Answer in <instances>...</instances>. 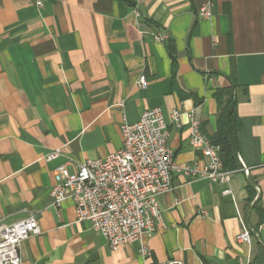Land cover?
Masks as SVG:
<instances>
[{
    "label": "crops",
    "instance_id": "obj_1",
    "mask_svg": "<svg viewBox=\"0 0 264 264\" xmlns=\"http://www.w3.org/2000/svg\"><path fill=\"white\" fill-rule=\"evenodd\" d=\"M205 1L0 0V218L37 211L41 228L23 242L22 264H264V0H211L203 18ZM233 83L242 167L228 182L174 171L156 229L118 249L77 221L73 200L54 205L56 167L75 172L117 151L121 125L156 106L177 165L202 171L208 160L190 143L191 114L211 136L215 91ZM243 223L248 243L237 238Z\"/></svg>",
    "mask_w": 264,
    "mask_h": 264
},
{
    "label": "built area",
    "instance_id": "obj_2",
    "mask_svg": "<svg viewBox=\"0 0 264 264\" xmlns=\"http://www.w3.org/2000/svg\"><path fill=\"white\" fill-rule=\"evenodd\" d=\"M42 7L45 0H31ZM138 15L137 9L134 10ZM200 17L212 15V1L206 0L199 9ZM163 39L164 35L157 33ZM139 84H148L145 75ZM180 111L171 113L172 120L179 125ZM123 145L106 156L82 161L75 172L65 165L53 170L54 185L50 193L54 205L67 199L75 203L77 221L88 222L101 232L112 249L139 240L143 234L151 233L161 221L158 196L172 190V173L181 170L189 176H202L211 181L226 183L233 170L223 168L218 147L201 131L200 121L191 114L190 143L200 149L208 163L202 171L189 165L178 166L175 152L168 144L169 126L160 107L146 109L138 121L121 125ZM60 153L55 149L47 155L53 159ZM230 189L224 193L229 194ZM41 233L37 211L7 223L0 218V264H22L21 248L30 236ZM241 242L250 241V231L243 223L237 235ZM140 252L150 255V249L142 245ZM146 264H183L178 259Z\"/></svg>",
    "mask_w": 264,
    "mask_h": 264
},
{
    "label": "trees",
    "instance_id": "obj_3",
    "mask_svg": "<svg viewBox=\"0 0 264 264\" xmlns=\"http://www.w3.org/2000/svg\"><path fill=\"white\" fill-rule=\"evenodd\" d=\"M176 64L173 71L175 73ZM175 90L181 98L190 96L174 84ZM235 84L219 88L215 91L217 101L216 131L207 136L210 141L218 147V152L226 170H238L241 163L238 158L240 144L238 134L242 128V121L237 112V101L235 99ZM263 221V220H261Z\"/></svg>",
    "mask_w": 264,
    "mask_h": 264
}]
</instances>
